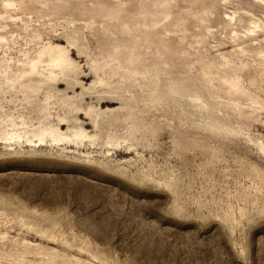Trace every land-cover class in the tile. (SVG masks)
<instances>
[{
  "label": "rangeland",
  "instance_id": "rangeland-1",
  "mask_svg": "<svg viewBox=\"0 0 264 264\" xmlns=\"http://www.w3.org/2000/svg\"><path fill=\"white\" fill-rule=\"evenodd\" d=\"M214 1L200 14L181 2L169 18L194 55L164 64V37L152 36L134 63L149 70L142 88L109 103L99 100L114 91L106 83L131 82L117 67L127 66L126 45H144L138 17L129 34L124 16L102 17L103 0H38L33 12L0 3L1 14L24 18L0 19L8 38L0 57L11 70L49 42L67 47L76 28L83 41V53L71 51L72 71L58 74L61 85L48 71L14 86L0 79V118L38 124L46 103L55 118L81 113L78 125L96 135L95 145L0 143V264H264V53L244 58L252 97L240 108L211 98L201 73L202 59L238 48L235 31L244 34L252 15L264 22V0ZM234 12L244 22L228 30L221 17ZM170 78L194 85L209 109L171 98ZM85 113H101L98 128ZM109 135L122 145H108Z\"/></svg>",
  "mask_w": 264,
  "mask_h": 264
},
{
  "label": "bare ground",
  "instance_id": "bare-ground-1",
  "mask_svg": "<svg viewBox=\"0 0 264 264\" xmlns=\"http://www.w3.org/2000/svg\"><path fill=\"white\" fill-rule=\"evenodd\" d=\"M103 1L105 3H103L102 17L112 20L124 16V19H126V32L129 34L131 33V30L128 28L130 20L138 17L137 24L139 28H144L142 32H145L143 33L145 39L143 40L144 45L139 43V40L132 45H126L125 62H127V66H123L121 62H119L121 65L118 64L117 66L118 68L125 69L128 73L127 79L131 80V82L123 85L124 83L121 79H126V77L120 75V78H118L120 80L117 83H106L114 91H111L112 94L109 91L110 96L101 95L99 98L101 103L119 102L122 100L126 102L128 99L124 97L123 93H131L134 89L142 88V84L144 83V79L147 78L149 70H139L134 63L141 59V50L143 47L146 50L145 53L151 48L153 43L152 36L164 37L162 39V48L158 51L162 53L161 56H164L166 53L168 54L161 61L164 64L169 65L171 63L170 61L181 55H184L186 58L194 55L182 47V43L186 40L187 35L175 34L176 31L181 30V25L177 23L176 29L169 22V18L178 10L181 2L192 4L193 8L198 7V14L207 9L208 12L217 8L214 0H153L151 2L145 0L146 2L144 3H140V0ZM37 2L38 0H29V2L25 0L0 1L6 9H24L30 12L38 9L36 6ZM14 17L10 12H6L5 14L0 13V19H20L24 21L22 17ZM244 17V15H239L234 12L228 14L226 17H221V19L223 20L224 27L229 30L235 26L239 27L244 22ZM249 20L248 22L251 23V26L247 27L248 29H245L246 31L244 30V34L235 31L233 38L238 44L237 49L229 52H221L220 55L218 54L220 56L219 59L207 56L208 61L205 59L201 60V73L205 80L207 94L211 98L222 99L221 101L224 100L225 104L229 103L237 108H240L246 99L252 97V93L248 92L242 83L243 75L241 71L246 67L244 58L249 55H262L264 53V49L262 48L264 39L259 40L257 34H264V22L253 15ZM6 26L5 24H1L0 28H5ZM79 30L76 28L67 36V47L49 42L38 48L34 55L26 52V58L24 60H18L14 63L18 65L15 71L14 69L11 70L13 63L11 59L0 57V79H9L11 86H14L17 82H21V78L27 77L31 81L33 74L36 72L48 71L50 80L61 85L58 74L64 73L68 75L72 71L71 51L73 52L77 49L78 53H83V41ZM6 42H8V38L5 35L0 36V48L8 47L5 44ZM243 43L246 45H243ZM133 64L135 66H132ZM94 70L97 73L99 68L94 67ZM96 83L105 84L104 79H98ZM120 90H122V94L117 93ZM167 92L174 100L188 98L193 108L197 107L201 110L209 109L208 104L202 101L203 97L200 92L196 90L194 85L185 80L170 78L167 84ZM74 110L75 108L72 109V112ZM40 112L41 120L38 124H33V121L29 122L25 115L19 118H15L13 115H5L3 118H0V143L6 145L24 143L27 146H53L63 144L81 146L86 141H91L92 145H95L96 135H90L81 125H78L79 120L73 117V115L77 114L78 116L81 113L58 114L55 118L53 113L48 112L46 103L40 107ZM125 114L129 119L138 116V113ZM85 115L86 119L91 120L90 124H93L96 128L99 127L98 119L101 113H85ZM66 125H68L67 130H63ZM107 144L119 147L122 145V141L116 136L109 135Z\"/></svg>",
  "mask_w": 264,
  "mask_h": 264
}]
</instances>
